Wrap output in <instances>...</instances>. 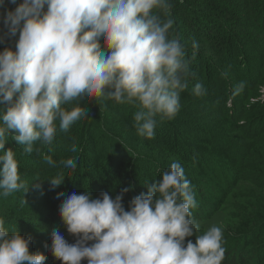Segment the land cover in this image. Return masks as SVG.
Here are the masks:
<instances>
[{
	"label": "clouds",
	"instance_id": "1",
	"mask_svg": "<svg viewBox=\"0 0 264 264\" xmlns=\"http://www.w3.org/2000/svg\"><path fill=\"white\" fill-rule=\"evenodd\" d=\"M171 8L170 0H0V43L18 36L14 47L0 51V196L25 188L15 152L5 151L10 133L26 153L36 142L50 145L58 130L67 132L88 116L85 108L68 107L82 97L134 105V127L149 139L157 117H175L194 73ZM193 94L205 95L206 89L197 83ZM77 159L61 164L75 170ZM46 162L56 166L51 156ZM64 179H48L52 190ZM146 187L129 210L122 201L130 188L115 198L107 192L100 198L88 191L68 195L59 214L77 239L70 244L53 230L52 255L63 264H222V229L198 234L192 212L198 202L182 165L172 163ZM193 235L196 242L185 243ZM31 239L10 233L0 218V264H45L42 253L30 250Z\"/></svg>",
	"mask_w": 264,
	"mask_h": 264
},
{
	"label": "trees",
	"instance_id": "2",
	"mask_svg": "<svg viewBox=\"0 0 264 264\" xmlns=\"http://www.w3.org/2000/svg\"><path fill=\"white\" fill-rule=\"evenodd\" d=\"M170 3L173 28L194 75L180 94L175 117H157L153 138L137 133L134 105L88 96L68 105L87 109L88 116L67 132L58 130L50 145L36 142L26 153L12 139L14 131L8 137L5 151L15 152L25 188L0 196V218L10 233L32 238L30 250L42 253L45 264H63L49 250L53 230L70 244L77 239L59 214L64 198L86 191L93 198L103 192L115 198L130 188L122 201L129 210L133 197L146 194V185L161 179L174 162L191 181L198 202L192 209L200 224L198 234L209 228L212 218L225 214L222 264H264V0ZM16 6L6 3L9 9ZM2 30L0 21V35ZM14 39L18 36L0 43V51L14 47ZM193 42L198 48L193 49ZM197 83L205 95L193 94ZM73 145L77 152L70 151ZM49 156L55 167L46 162ZM68 158H78L75 170L61 164ZM57 176L65 179L52 190L48 179ZM187 240L195 243L196 236Z\"/></svg>",
	"mask_w": 264,
	"mask_h": 264
},
{
	"label": "rangeland",
	"instance_id": "3",
	"mask_svg": "<svg viewBox=\"0 0 264 264\" xmlns=\"http://www.w3.org/2000/svg\"><path fill=\"white\" fill-rule=\"evenodd\" d=\"M225 214L220 213L216 217L212 218L209 223V227L211 226H218L220 228H223L225 226Z\"/></svg>",
	"mask_w": 264,
	"mask_h": 264
}]
</instances>
